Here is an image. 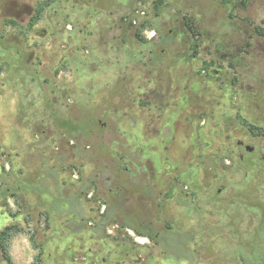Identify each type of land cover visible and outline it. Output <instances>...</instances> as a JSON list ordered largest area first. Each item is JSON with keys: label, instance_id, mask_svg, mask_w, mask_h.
Returning <instances> with one entry per match:
<instances>
[{"label": "rangeland", "instance_id": "374dc122", "mask_svg": "<svg viewBox=\"0 0 264 264\" xmlns=\"http://www.w3.org/2000/svg\"><path fill=\"white\" fill-rule=\"evenodd\" d=\"M255 25L264 0H0V231L19 229L0 264H264ZM181 78L194 113L161 134ZM118 112L145 122L133 155L184 158L180 195L117 194L152 167L115 168ZM220 131L253 147L243 164L208 143Z\"/></svg>", "mask_w": 264, "mask_h": 264}, {"label": "flooded vegetation", "instance_id": "af4514ba", "mask_svg": "<svg viewBox=\"0 0 264 264\" xmlns=\"http://www.w3.org/2000/svg\"><path fill=\"white\" fill-rule=\"evenodd\" d=\"M177 81L178 84L174 92L172 93L171 91H168L169 93H171V96H168L170 102L172 104L176 102V119L172 118L171 121L163 123L160 131L161 134L165 129L168 130L169 134L175 133L174 121H179L194 113V109L192 111L186 110L187 96L185 95L184 78H181V80ZM168 92L162 93L160 97L156 98V100L163 99L165 97L164 95L168 94ZM151 93L152 90H150V93H148V95H151ZM124 116L122 115V113L118 112V123L116 129L118 132H120L121 138H118L114 141L113 154L115 159L113 161V164L115 165V168L124 173L128 172L130 170V164L134 165L136 168L138 167L135 164V160H138L140 162H143L144 160L145 167H147L146 161H148L150 164H152V167L147 172L149 182L145 185L139 183L138 181L128 183L126 180L120 179V175H117V177L115 178L116 184H114L118 190L117 194L119 196L123 195L124 197H127L129 193L131 196H134V198L144 197L148 202H152L153 204H155V195L165 196L169 191H172L171 193L175 191L178 195H180L183 192L182 180L185 174L184 158H174V156L170 153L171 149L168 147V145L161 144L155 147L156 150H152V148L148 144H146L145 148L142 149L139 154H137L136 156L133 155L136 151L132 149L131 141H136L137 132L141 129L145 122L141 118L130 119L127 117L124 118ZM248 127H250V124L248 125ZM228 134L229 133H223L221 131L218 133L215 132L210 136L211 138L208 143L210 145H215L216 142H220V144L223 145L224 151L221 152V158H223L224 155L230 157L232 155V152L240 151L238 154L239 162L243 164V153L241 150L245 151L246 153H250L253 150V147L244 144L242 139L232 138ZM162 142H164V139H162ZM249 147H251V150L248 149ZM162 157H164V160H160V158ZM172 161L175 162V165H173ZM139 173L140 172H137V174ZM128 177L132 178L130 174L128 175ZM155 188L159 189L157 194L154 191ZM217 191H220V188H218ZM155 207L158 211L159 209H157L156 205Z\"/></svg>", "mask_w": 264, "mask_h": 264}, {"label": "trees", "instance_id": "16d2710c", "mask_svg": "<svg viewBox=\"0 0 264 264\" xmlns=\"http://www.w3.org/2000/svg\"><path fill=\"white\" fill-rule=\"evenodd\" d=\"M158 3V2H157ZM255 31L264 36V29L261 28L260 26L255 25L254 26ZM19 231L16 226L10 225V226H5L1 231H0V249L1 253L4 256L5 259L10 260V256L8 253L7 245L10 240V238L16 234Z\"/></svg>", "mask_w": 264, "mask_h": 264}, {"label": "water", "instance_id": "95a60500", "mask_svg": "<svg viewBox=\"0 0 264 264\" xmlns=\"http://www.w3.org/2000/svg\"><path fill=\"white\" fill-rule=\"evenodd\" d=\"M248 149L251 150V147H249Z\"/></svg>", "mask_w": 264, "mask_h": 264}]
</instances>
